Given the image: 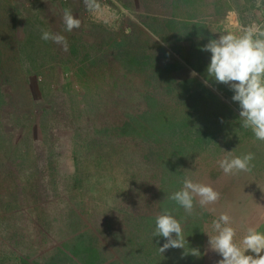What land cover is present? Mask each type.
I'll use <instances>...</instances> for the list:
<instances>
[{
  "label": "trees",
  "instance_id": "1",
  "mask_svg": "<svg viewBox=\"0 0 264 264\" xmlns=\"http://www.w3.org/2000/svg\"><path fill=\"white\" fill-rule=\"evenodd\" d=\"M256 1L244 0V8L253 10ZM135 3L139 11L135 16L137 26L101 40L106 75L92 79V83L103 89V94L99 91L90 95L93 107L86 110L87 126L75 127L69 116L57 113L58 128L63 123L68 126L70 141L84 134L92 145H129L130 155L144 168L136 182L134 200L110 224L98 223L72 207L57 234L46 231L36 217L29 249L14 251L13 257L0 252V264L207 263L208 235L204 232H209L211 213L197 204L188 215L168 197L181 189L185 178L195 179L192 174L203 162L211 164L208 157L221 150L219 139H227L225 151H233L236 156L249 152L255 155L249 142L256 140L250 129L240 126L239 104L232 100L234 92L224 84L203 82L208 79L211 53L201 49L210 39L219 38L217 22L223 17L220 0ZM184 65L197 75L178 78L176 74L185 70ZM80 97L87 99L85 93ZM45 111L49 109L42 112V117ZM35 125L30 132L34 141H40L35 135L43 126ZM44 127L48 133L57 129ZM204 154L208 155L202 157ZM261 160L252 161L251 171ZM12 165L13 171L8 172L13 184L11 210L24 214L28 208L15 159ZM165 210L181 222L187 240L185 250L197 248L200 257L184 255V249L179 248L159 252L166 240L153 237V232L156 216Z\"/></svg>",
  "mask_w": 264,
  "mask_h": 264
},
{
  "label": "rangeland",
  "instance_id": "2",
  "mask_svg": "<svg viewBox=\"0 0 264 264\" xmlns=\"http://www.w3.org/2000/svg\"><path fill=\"white\" fill-rule=\"evenodd\" d=\"M135 1L108 0L89 7L85 0H0V252L7 257L29 249L36 217L46 231L57 234L72 207L98 223L110 224L134 200L144 168L130 155L129 145H92L84 134L70 141L68 126L58 128L57 113L69 116L75 127L87 126L86 110L93 107L89 97L103 94L92 83L106 75L101 40L137 26ZM255 4L249 11L244 0H220L223 17L218 18V34L253 26L264 30V0ZM65 9L81 21L80 28L65 30ZM42 31L63 35L67 51L42 40ZM184 67L176 74L180 79L192 72ZM83 93L87 99H81ZM46 109L49 114L45 111L42 117ZM37 123L43 126L35 135L40 141H34L30 132ZM44 126L57 129L48 133ZM226 142L219 139L221 150L208 157L211 164L203 162L192 175L197 176L194 181L210 184L220 193L219 201L205 209L212 220L228 213L239 240L249 227L264 229V142H249L255 158L262 157L252 171L225 175L217 162L225 155ZM14 159L28 208L24 214L11 210L13 184L8 172L13 171ZM206 254V264L222 259L208 244Z\"/></svg>",
  "mask_w": 264,
  "mask_h": 264
},
{
  "label": "clouds",
  "instance_id": "3",
  "mask_svg": "<svg viewBox=\"0 0 264 264\" xmlns=\"http://www.w3.org/2000/svg\"><path fill=\"white\" fill-rule=\"evenodd\" d=\"M85 2L89 7L94 6L93 0ZM62 20L68 32L81 26V21L73 16L70 9L64 10ZM41 39L62 45L67 51L68 44L63 35L42 31ZM201 50L211 53L206 69L208 79L203 81L204 84L208 85L211 80L227 85L234 92L232 100L239 104L240 126L250 129L256 140L264 142V30L253 26L243 28L239 33L228 31L220 34L218 39H210ZM190 75L195 77L197 73L192 71ZM254 159L255 155L251 152L236 156L233 151H225L224 157L217 163L225 175H233L250 172ZM168 198L191 215L197 204L206 208L218 202L220 193L210 184L185 178L181 189ZM204 233L209 238V249L222 257L217 264H264V232L249 227L237 240V230L228 213H221L213 219L210 232ZM156 236L166 240L158 248L161 254L170 248H179L184 249V255H202L197 248L185 250L187 240L182 224L168 210L155 218L153 237ZM248 252L252 254H246Z\"/></svg>",
  "mask_w": 264,
  "mask_h": 264
},
{
  "label": "built area",
  "instance_id": "4",
  "mask_svg": "<svg viewBox=\"0 0 264 264\" xmlns=\"http://www.w3.org/2000/svg\"><path fill=\"white\" fill-rule=\"evenodd\" d=\"M108 0H93L94 3H102V2H107Z\"/></svg>",
  "mask_w": 264,
  "mask_h": 264
},
{
  "label": "crops",
  "instance_id": "5",
  "mask_svg": "<svg viewBox=\"0 0 264 264\" xmlns=\"http://www.w3.org/2000/svg\"><path fill=\"white\" fill-rule=\"evenodd\" d=\"M262 232H264V229L262 230Z\"/></svg>",
  "mask_w": 264,
  "mask_h": 264
}]
</instances>
